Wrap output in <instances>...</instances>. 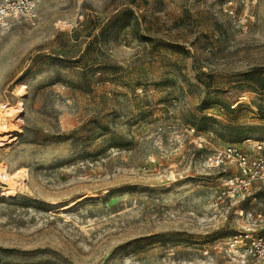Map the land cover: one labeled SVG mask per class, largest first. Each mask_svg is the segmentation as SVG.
Wrapping results in <instances>:
<instances>
[{"label":"rangeland","instance_id":"rangeland-1","mask_svg":"<svg viewBox=\"0 0 264 264\" xmlns=\"http://www.w3.org/2000/svg\"><path fill=\"white\" fill-rule=\"evenodd\" d=\"M0 100V264H264L229 251L264 187L220 203L209 162L264 153V0H42L0 24Z\"/></svg>","mask_w":264,"mask_h":264},{"label":"built area","instance_id":"built-area-1","mask_svg":"<svg viewBox=\"0 0 264 264\" xmlns=\"http://www.w3.org/2000/svg\"><path fill=\"white\" fill-rule=\"evenodd\" d=\"M42 0H2L0 1V24L16 18H33ZM263 146H258L262 150ZM210 165L224 167L229 171L223 176L222 187L217 201L244 199L255 187H264V153L244 151L235 145H228L209 158ZM229 251L245 262L264 259V232L258 235L238 234L229 244Z\"/></svg>","mask_w":264,"mask_h":264},{"label":"bare ground","instance_id":"bare-ground-1","mask_svg":"<svg viewBox=\"0 0 264 264\" xmlns=\"http://www.w3.org/2000/svg\"><path fill=\"white\" fill-rule=\"evenodd\" d=\"M12 111L13 108L11 104L0 100V137L4 140L12 137L8 136L9 134H13L16 132L15 127L12 124ZM22 187L25 188L26 185L22 184Z\"/></svg>","mask_w":264,"mask_h":264}]
</instances>
